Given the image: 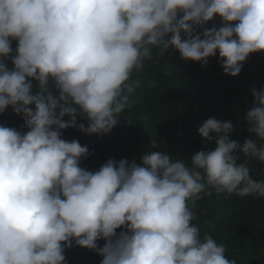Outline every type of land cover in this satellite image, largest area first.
I'll return each mask as SVG.
<instances>
[{
    "label": "clouds",
    "instance_id": "obj_1",
    "mask_svg": "<svg viewBox=\"0 0 264 264\" xmlns=\"http://www.w3.org/2000/svg\"><path fill=\"white\" fill-rule=\"evenodd\" d=\"M217 16L222 26L203 27ZM170 47L202 66L218 52L235 77L264 52V0H0V113L11 106L28 129L0 126V264H70L73 241L101 264L257 263L216 224L201 238L193 209L206 188L264 198L250 174L264 163V88L251 89L250 136L232 140L231 121L209 118L198 133L215 147L190 162L149 151L93 172L80 166L91 144L61 138L110 133L140 85L132 73Z\"/></svg>",
    "mask_w": 264,
    "mask_h": 264
},
{
    "label": "trees",
    "instance_id": "obj_2",
    "mask_svg": "<svg viewBox=\"0 0 264 264\" xmlns=\"http://www.w3.org/2000/svg\"><path fill=\"white\" fill-rule=\"evenodd\" d=\"M213 25L222 26L219 16L203 27ZM11 44L15 53L18 41L12 40ZM221 63L218 52L202 66L201 62L182 60L179 51L172 47L164 56L154 49L153 58L145 60L144 68L137 72L140 85L130 107L120 114L110 133L88 135L70 127L61 130V138L69 142L78 140L88 149V143L91 144L93 155L81 158L80 166L94 172L109 159L134 160L139 164L141 156L149 151H161L173 159L190 162L195 153L215 147V141H207L198 133L199 126L209 118L231 121L232 140L250 136L244 117L254 103L251 89L264 88V52L249 54L235 77L225 75ZM8 66L12 67L10 58ZM33 83L34 92L38 91ZM29 107L34 109V105ZM63 119L67 121L69 117ZM77 122L88 126L87 120L79 115ZM0 126L21 133L28 131L22 115L14 113L11 106L0 113ZM98 137L103 138L95 140ZM250 174L254 180H264V163L250 169ZM260 200L264 198L206 188L193 209V224L200 228L201 238L206 234L204 231L216 224L215 232L240 250L243 259L264 264V204ZM105 243L103 239L97 241L99 247ZM65 250L70 251V264H101L103 259L96 251L77 246L74 241ZM225 256L234 259L227 250Z\"/></svg>",
    "mask_w": 264,
    "mask_h": 264
},
{
    "label": "rangeland",
    "instance_id": "obj_3",
    "mask_svg": "<svg viewBox=\"0 0 264 264\" xmlns=\"http://www.w3.org/2000/svg\"><path fill=\"white\" fill-rule=\"evenodd\" d=\"M131 80H133V81H137V72H136V71H134V72L132 73Z\"/></svg>",
    "mask_w": 264,
    "mask_h": 264
}]
</instances>
